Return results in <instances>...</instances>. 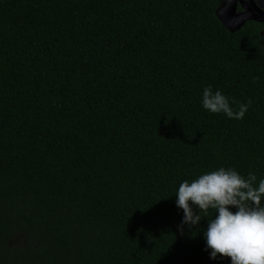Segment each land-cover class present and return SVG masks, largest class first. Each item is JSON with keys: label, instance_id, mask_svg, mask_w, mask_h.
<instances>
[{"label": "trees", "instance_id": "16d2710c", "mask_svg": "<svg viewBox=\"0 0 264 264\" xmlns=\"http://www.w3.org/2000/svg\"><path fill=\"white\" fill-rule=\"evenodd\" d=\"M220 4L0 0V264H231L176 203L221 167L264 179L263 26Z\"/></svg>", "mask_w": 264, "mask_h": 264}, {"label": "clouds", "instance_id": "9594fccd", "mask_svg": "<svg viewBox=\"0 0 264 264\" xmlns=\"http://www.w3.org/2000/svg\"><path fill=\"white\" fill-rule=\"evenodd\" d=\"M201 103L213 114L222 113L239 120L245 116L252 100L241 103L235 110L228 97L209 86L203 89ZM176 196L177 206L184 212L183 224L199 225L202 218H208L205 236L211 258L219 254L230 257L231 264H264V179L257 185L254 173L244 177L235 169L221 167L191 182L183 181ZM230 206L237 210L231 211ZM210 210L214 218H209Z\"/></svg>", "mask_w": 264, "mask_h": 264}, {"label": "flooded vegetation", "instance_id": "af4514ba", "mask_svg": "<svg viewBox=\"0 0 264 264\" xmlns=\"http://www.w3.org/2000/svg\"><path fill=\"white\" fill-rule=\"evenodd\" d=\"M255 5L264 13V0H221L218 11L223 19L229 21L233 29H238L247 21L254 20L262 24L261 34L264 35V19L257 20L262 13L258 12Z\"/></svg>", "mask_w": 264, "mask_h": 264}, {"label": "water", "instance_id": "95a60500", "mask_svg": "<svg viewBox=\"0 0 264 264\" xmlns=\"http://www.w3.org/2000/svg\"><path fill=\"white\" fill-rule=\"evenodd\" d=\"M229 7H231L230 5H229ZM255 8L258 10V12L259 13H262V11L260 10V9H258V7L255 5ZM218 10H219V8H218ZM217 10V15H218V17L220 18V20L222 21V23H223V25L227 28V29H229V30H231V31H235V30H237V29H233L231 26H230V24H229V21H227L226 19H223V17L220 15V12ZM264 17V13H262V16L261 17H259L257 20H262V19H264L263 18ZM245 24V23H244Z\"/></svg>", "mask_w": 264, "mask_h": 264}]
</instances>
